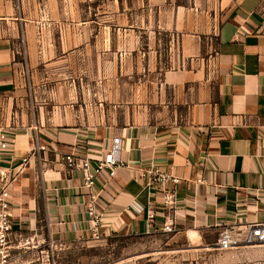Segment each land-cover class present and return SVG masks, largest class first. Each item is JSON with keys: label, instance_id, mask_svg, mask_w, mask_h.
Masks as SVG:
<instances>
[{"label": "crops", "instance_id": "obj_1", "mask_svg": "<svg viewBox=\"0 0 264 264\" xmlns=\"http://www.w3.org/2000/svg\"><path fill=\"white\" fill-rule=\"evenodd\" d=\"M152 6L163 14L153 25L169 33V65L158 90L164 86L169 101L152 111L140 105L121 124L6 130L0 164L19 162L36 141L58 150L30 155L11 182L17 223L32 226L42 209L49 235L58 239L162 230L165 211L144 171L152 163L182 178L167 220L188 239L210 230L219 234L237 217L264 219V0H166ZM9 7L0 0L4 90L17 81L18 40L30 61V39L23 25L15 32ZM110 150L123 163L96 178L100 220L94 229L81 174H66L60 154L74 151L95 162ZM233 249L237 258L255 251L252 245Z\"/></svg>", "mask_w": 264, "mask_h": 264}, {"label": "rangeland", "instance_id": "obj_2", "mask_svg": "<svg viewBox=\"0 0 264 264\" xmlns=\"http://www.w3.org/2000/svg\"><path fill=\"white\" fill-rule=\"evenodd\" d=\"M5 1L15 32L23 25L30 39V61L18 40L17 81L0 89L1 131L121 124L140 105L152 111L169 101L164 86L158 93L169 33L153 25L163 14L152 6L166 0ZM36 217L8 264H264V244L237 258L212 244L215 230L194 240L175 229L58 239L42 209Z\"/></svg>", "mask_w": 264, "mask_h": 264}, {"label": "built area", "instance_id": "obj_3", "mask_svg": "<svg viewBox=\"0 0 264 264\" xmlns=\"http://www.w3.org/2000/svg\"><path fill=\"white\" fill-rule=\"evenodd\" d=\"M117 140V137H114ZM9 142L8 132L0 131V146H7ZM51 150L57 152V148L46 146V143L35 142L28 150V155L23 156L15 164H0V264H8L15 249H19L22 243V225L17 223L12 213V192L10 184L22 169V165L29 159L30 155H39L40 150ZM60 162L64 165L66 174H74L79 171L81 174V184L88 191L89 202L87 212L92 218L94 229L97 228L100 215L95 209L97 193H94L93 186L96 178L104 168L109 169L112 174L115 167L122 164V160L113 154V150L105 153L102 158L96 161L87 155H81L74 151H66L60 154ZM147 173V186L151 187L160 195V203L165 211V220L161 229L163 231L174 230L172 221L167 220L169 211L177 203V189L181 182V176L161 170L155 164L144 167ZM149 217H153V212H149ZM264 243V219L240 220L238 217L234 222H228L220 230L217 240L212 244L220 249L234 248L240 245H252Z\"/></svg>", "mask_w": 264, "mask_h": 264}, {"label": "bare ground", "instance_id": "obj_4", "mask_svg": "<svg viewBox=\"0 0 264 264\" xmlns=\"http://www.w3.org/2000/svg\"><path fill=\"white\" fill-rule=\"evenodd\" d=\"M262 244H264V243H260V244H252V245H262Z\"/></svg>", "mask_w": 264, "mask_h": 264}]
</instances>
